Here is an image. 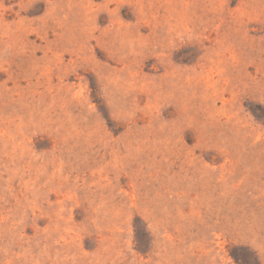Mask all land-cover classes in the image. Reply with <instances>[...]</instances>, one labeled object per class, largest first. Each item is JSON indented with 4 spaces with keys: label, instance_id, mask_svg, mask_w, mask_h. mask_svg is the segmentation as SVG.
Wrapping results in <instances>:
<instances>
[{
    "label": "rangeland",
    "instance_id": "rangeland-1",
    "mask_svg": "<svg viewBox=\"0 0 264 264\" xmlns=\"http://www.w3.org/2000/svg\"><path fill=\"white\" fill-rule=\"evenodd\" d=\"M0 264H264V0H0Z\"/></svg>",
    "mask_w": 264,
    "mask_h": 264
}]
</instances>
